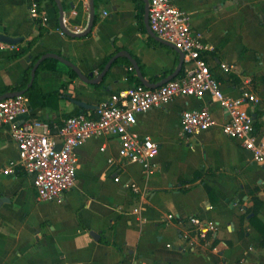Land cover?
I'll use <instances>...</instances> for the list:
<instances>
[{
    "label": "crops",
    "instance_id": "obj_1",
    "mask_svg": "<svg viewBox=\"0 0 264 264\" xmlns=\"http://www.w3.org/2000/svg\"><path fill=\"white\" fill-rule=\"evenodd\" d=\"M33 1L0 0V33L22 38L16 48L0 51V90L7 88L6 93L25 90L27 86L11 88L20 86L31 61L46 53L65 58L89 78L97 77L101 66L122 50L138 60L152 83L178 65L176 50L147 33L144 0H93L90 32L73 38L60 28V11L64 28L82 33L89 24L90 0H58L59 6L42 0L44 34L19 56L36 35ZM172 1L189 14L192 30L212 48L204 57L223 93L236 97L247 91L257 98L246 107L264 139V0ZM56 62L54 71H39L34 79L43 94L56 95L44 105L29 103L25 118L48 124L52 134L81 109L72 100L91 105L83 113L96 117L98 106L112 94L141 87L127 82L131 65L124 58L95 85L71 76L70 68ZM222 63L233 70L224 73ZM203 106L215 126L196 136L184 134L182 113ZM227 118L209 95L177 97L136 115L133 132L159 146L155 167L146 171L121 162L114 139H90L77 148L75 184L61 202L39 200L32 177L19 166L12 174L4 172L18 161V151L9 129L0 126V264H264L261 235L249 221L254 194L260 202L257 219L264 224V164L253 162L239 142L222 133ZM191 217L216 224V229L201 238L189 223Z\"/></svg>",
    "mask_w": 264,
    "mask_h": 264
},
{
    "label": "built area",
    "instance_id": "obj_2",
    "mask_svg": "<svg viewBox=\"0 0 264 264\" xmlns=\"http://www.w3.org/2000/svg\"><path fill=\"white\" fill-rule=\"evenodd\" d=\"M150 30L162 41L172 44L183 53L184 65L181 75L156 88L131 87L112 94L98 106L96 117L79 113L65 119L56 133L50 132L48 124L38 120H25L29 115V102L25 95L0 100V126L7 127L18 151V161L10 162L4 170L12 174L19 166L32 177L37 198L45 202H61L73 187L78 167L77 148L94 138H109L117 141V156L121 162L139 164L144 170L155 167L159 146L148 136L133 132L136 115L151 108L162 107L177 97L202 99L209 95L226 110L228 118L222 125V133L240 143L257 164H264V139L259 138L254 127L252 113L247 109L257 98L247 91L238 96H228L221 90L220 82L212 74L204 57L211 50L201 35L191 27L188 13L179 9L172 0H147ZM31 14L45 21L35 1ZM14 49L15 45L0 42V51ZM224 73L233 66L219 64ZM182 131L196 136L215 126L207 106L186 110L181 116ZM109 162H112L109 160ZM119 182L118 178L114 179ZM125 188L137 192L135 185ZM137 211V210H135ZM171 217V216H170ZM189 223L194 232L205 238L216 224H203L196 217Z\"/></svg>",
    "mask_w": 264,
    "mask_h": 264
},
{
    "label": "water",
    "instance_id": "obj_3",
    "mask_svg": "<svg viewBox=\"0 0 264 264\" xmlns=\"http://www.w3.org/2000/svg\"><path fill=\"white\" fill-rule=\"evenodd\" d=\"M55 1H56V3L59 6L58 0H55ZM144 2H145V7H144V25H145L147 33L154 40H156L157 42H159V43H161L163 45H166V46H168L170 48H173L179 54L178 65H177L176 69L174 70V72L171 75H169V76H167V77H165V78H163L160 81L155 82V83L149 82L142 75L137 61L127 51L122 50V51L117 52L115 55H113L108 60V62L104 66L103 70L101 71V73L97 77L89 78V77L81 74V72L77 69V67L75 65H73L71 62H69L68 60H66L65 58H63V57H61V56H59L57 54L46 53V54L42 55L38 59V61L34 64V66L32 67V69L30 71V81H29V84L27 85V88L25 90H22V91H19V92H11V93L2 94V95H0V100L7 99V98H14V97H17V96H20V95H24L26 93V91L32 86V84L34 82V79H35L36 70L38 69L40 63L43 62L46 59H54V60H56V61H58V62H60V63H62L64 65H66L68 68H70L77 75V77L81 81H83L86 84H90V85H95V84L101 82L103 80V78L106 76L109 68L119 58H124L130 63L131 68L134 70L138 80L141 82L142 86L145 87V88L156 89V88L166 84L167 82L175 79L179 75L181 70H182L183 58H184L183 53L180 52L178 49H176L172 44L167 43V42L162 41L159 38H157L156 35L150 30L149 22H148V3H147V0H144ZM89 11H90V15H89L88 27H87V29L84 32L79 33V34H74V33L68 32L64 28V26H63V24L61 22V11H60V19H59V21H60V28H61L63 34H65L66 36L72 37V38L73 37H82V36L87 35L90 32V30H91V28L93 26V23H94L95 13H94V1L93 0L89 1ZM21 41H22V38H13L11 36H8V35L0 33V42H2V43L8 44V45H17ZM72 102L76 106H78V107H80L81 109H84V110H90L92 108L91 105H89V104H87V103H85L83 101H79V100L74 99V100H72Z\"/></svg>",
    "mask_w": 264,
    "mask_h": 264
},
{
    "label": "trees",
    "instance_id": "obj_4",
    "mask_svg": "<svg viewBox=\"0 0 264 264\" xmlns=\"http://www.w3.org/2000/svg\"><path fill=\"white\" fill-rule=\"evenodd\" d=\"M42 0H36V4L38 6V11L39 10V5L41 3ZM143 12L142 10H140V13L138 14V17L140 18V26L143 30V24L141 22V18H142ZM95 19V17H94ZM35 25H36V35L35 37L24 47H22L18 52L17 55L19 56H24L28 53V51L30 50V48L42 37V35L44 34L45 28L42 26L40 19H35ZM39 59V57H37L36 59H34L33 61H31L28 70L26 71L24 80L22 82V84L20 86H14L13 90L16 89H24L26 88L29 80H30V70L32 69V67L34 66V64L36 63V61ZM136 60V59H135ZM138 63V60H136ZM57 62L55 60L52 59H46L43 62L40 63L38 69L36 70V74L39 71H54L55 70V64ZM105 65V64H104ZM104 65L101 66L100 71H102ZM140 71L142 73L143 76H145L144 71H143V67L141 65H139ZM71 76H76V74L70 70ZM182 72L179 73V76L181 75ZM126 79L127 82L132 85V86H142L141 82L138 80L134 70L132 68H130L127 71L126 74ZM7 90V88L0 90V95L6 93L5 91ZM28 100L29 103H31L32 106H36V105H44L46 104V100L55 96V93H48V94H43L41 91H39L37 89V84L36 81L34 80L32 86L26 91V93L24 94ZM84 110L82 109H77V113H83ZM255 127V125H254ZM256 129V127H255ZM210 193V191H209ZM253 208H252V213L253 215L249 218L250 224L260 233L261 235V240H260V246L264 248V224L261 223L258 219H257V211H258V207L260 205V202L257 200V197L254 196L253 194ZM106 243V242H105ZM115 247H117L115 244H113Z\"/></svg>",
    "mask_w": 264,
    "mask_h": 264
}]
</instances>
